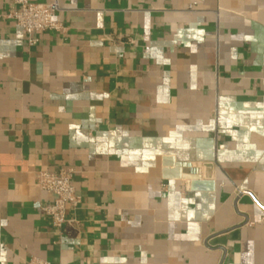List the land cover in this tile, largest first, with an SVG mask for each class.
Segmentation results:
<instances>
[{
    "label": "crops",
    "instance_id": "0c3cea01",
    "mask_svg": "<svg viewBox=\"0 0 264 264\" xmlns=\"http://www.w3.org/2000/svg\"><path fill=\"white\" fill-rule=\"evenodd\" d=\"M0 0V264H264V0ZM202 166L165 179V164ZM73 171L59 230L37 174Z\"/></svg>",
    "mask_w": 264,
    "mask_h": 264
},
{
    "label": "built area",
    "instance_id": "2783aa9c",
    "mask_svg": "<svg viewBox=\"0 0 264 264\" xmlns=\"http://www.w3.org/2000/svg\"><path fill=\"white\" fill-rule=\"evenodd\" d=\"M19 8L12 9L7 17L14 21L28 37L30 43H36L32 37L59 28L54 21V5L32 3L27 0H17ZM73 171L64 169L60 172L40 171L37 174V184L42 191L54 197L51 205L44 208V214L49 218L53 227L62 230L68 223L67 208L76 209L80 205V197L72 185ZM29 264H49L40 259H32Z\"/></svg>",
    "mask_w": 264,
    "mask_h": 264
},
{
    "label": "water",
    "instance_id": "95a60500",
    "mask_svg": "<svg viewBox=\"0 0 264 264\" xmlns=\"http://www.w3.org/2000/svg\"><path fill=\"white\" fill-rule=\"evenodd\" d=\"M169 166H172L173 169H165L163 171L165 179H183L187 180V184L189 185L192 180H198L199 177L197 176L202 175V166L199 165L165 164L166 168Z\"/></svg>",
    "mask_w": 264,
    "mask_h": 264
}]
</instances>
